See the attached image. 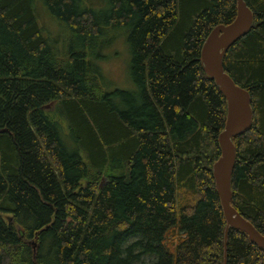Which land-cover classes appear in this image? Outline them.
<instances>
[{"label": "trees", "instance_id": "obj_1", "mask_svg": "<svg viewBox=\"0 0 264 264\" xmlns=\"http://www.w3.org/2000/svg\"><path fill=\"white\" fill-rule=\"evenodd\" d=\"M244 1L253 26L223 58L253 112L231 205L264 236V0ZM236 15V0H0V264H264L244 233L225 244L213 177L227 103L200 58ZM108 30L136 93L106 91L88 60Z\"/></svg>", "mask_w": 264, "mask_h": 264}, {"label": "water", "instance_id": "obj_2", "mask_svg": "<svg viewBox=\"0 0 264 264\" xmlns=\"http://www.w3.org/2000/svg\"><path fill=\"white\" fill-rule=\"evenodd\" d=\"M237 15L229 25H221L212 30L201 51V64L204 73L215 82L227 103V116L223 132L218 143L220 158L213 165V177L220 199L226 229V244L229 229L244 233L250 242L264 251V236L245 220L231 205V176L236 161L233 139L251 128L253 112L250 94L238 87L226 74L223 58L230 47L246 36L253 26V14L244 0H236ZM35 253L36 244L30 243Z\"/></svg>", "mask_w": 264, "mask_h": 264}, {"label": "rangeland", "instance_id": "obj_3", "mask_svg": "<svg viewBox=\"0 0 264 264\" xmlns=\"http://www.w3.org/2000/svg\"><path fill=\"white\" fill-rule=\"evenodd\" d=\"M115 36L116 31H105L98 40L97 50L94 54L89 55L88 60L101 68L106 91L109 93L118 91L136 93L137 87L131 76V49L124 35L114 41ZM67 43L70 44V39L67 40ZM113 102L123 106V102L117 97ZM141 264H150V261L144 259Z\"/></svg>", "mask_w": 264, "mask_h": 264}]
</instances>
